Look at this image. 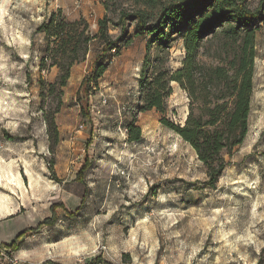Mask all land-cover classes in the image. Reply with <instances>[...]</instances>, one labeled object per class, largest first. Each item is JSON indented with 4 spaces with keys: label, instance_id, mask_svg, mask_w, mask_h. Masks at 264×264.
Wrapping results in <instances>:
<instances>
[{
    "label": "rangeland",
    "instance_id": "1",
    "mask_svg": "<svg viewBox=\"0 0 264 264\" xmlns=\"http://www.w3.org/2000/svg\"><path fill=\"white\" fill-rule=\"evenodd\" d=\"M105 1L114 21L119 8L131 7L125 0H0V264H264V24L250 129L212 188L193 146L162 114L138 112L145 58L160 50L157 42L148 52L146 33L132 27L131 43L104 56L109 68L88 94L82 82L101 56L98 38L67 85L48 90L59 68H40L37 27L61 8L96 33ZM110 32L119 29L111 24ZM221 43L206 40L202 61L219 62ZM168 44L161 54L177 68L183 40L172 35ZM173 87L168 117L184 123L190 98L178 82ZM132 123L138 140L130 139ZM52 217L54 225L42 224ZM25 229L17 249L6 247Z\"/></svg>",
    "mask_w": 264,
    "mask_h": 264
},
{
    "label": "trees",
    "instance_id": "2",
    "mask_svg": "<svg viewBox=\"0 0 264 264\" xmlns=\"http://www.w3.org/2000/svg\"><path fill=\"white\" fill-rule=\"evenodd\" d=\"M131 7H121L117 20L108 14L110 5L104 2L106 13L99 19V29L93 33L85 17L69 20L61 8L39 24L36 31L43 34L39 44V66L42 70L57 66L58 79L48 84V90L67 85L75 64L84 61L90 45L98 38L102 43L101 56L83 80V90L88 94L92 84H99L108 70V53L118 56L124 46L131 43L130 29L135 34L148 35L147 50L158 42L159 52L145 58L139 79L138 112L156 109L161 121L179 133L195 149L207 173L206 185L215 188L226 166V156H232L240 147L250 129L252 96L255 89V59L257 34L264 24V0L251 7L247 0H125ZM119 29L113 36L110 25ZM179 34L185 54L182 64L172 68L167 64V54H161L172 35ZM220 39L221 53L217 63L202 61V48L206 40ZM115 49L114 53H111ZM105 60V61H104ZM173 82H178L190 98L189 112L184 123L168 117V99L174 92ZM81 97V95H80ZM51 128H56L53 116L48 118ZM130 139L141 138L140 128L130 125ZM135 131V132H134ZM13 139V136H9ZM90 167L85 163L77 174L84 182ZM153 189V188H152ZM79 208L70 213L75 216ZM55 217V216H54ZM42 224L54 225L56 217ZM29 229L20 231L6 247L17 249L18 241ZM97 260L92 264H98ZM43 264H62L47 260Z\"/></svg>",
    "mask_w": 264,
    "mask_h": 264
},
{
    "label": "crops",
    "instance_id": "3",
    "mask_svg": "<svg viewBox=\"0 0 264 264\" xmlns=\"http://www.w3.org/2000/svg\"><path fill=\"white\" fill-rule=\"evenodd\" d=\"M105 14V10L101 8L100 14H99V18L103 17Z\"/></svg>",
    "mask_w": 264,
    "mask_h": 264
},
{
    "label": "built area",
    "instance_id": "4",
    "mask_svg": "<svg viewBox=\"0 0 264 264\" xmlns=\"http://www.w3.org/2000/svg\"><path fill=\"white\" fill-rule=\"evenodd\" d=\"M113 51H115V49H113Z\"/></svg>",
    "mask_w": 264,
    "mask_h": 264
}]
</instances>
